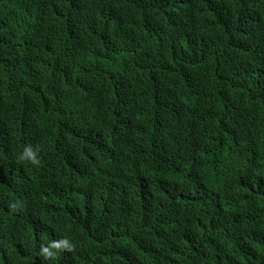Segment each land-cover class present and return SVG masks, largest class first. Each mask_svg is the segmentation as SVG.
Instances as JSON below:
<instances>
[{"label":"trees","instance_id":"obj_1","mask_svg":"<svg viewBox=\"0 0 264 264\" xmlns=\"http://www.w3.org/2000/svg\"><path fill=\"white\" fill-rule=\"evenodd\" d=\"M0 264H264V0H0Z\"/></svg>","mask_w":264,"mask_h":264},{"label":"clouds","instance_id":"obj_2","mask_svg":"<svg viewBox=\"0 0 264 264\" xmlns=\"http://www.w3.org/2000/svg\"><path fill=\"white\" fill-rule=\"evenodd\" d=\"M40 149L38 146H33L27 144L23 147L16 157L17 162L27 163L32 166H39L41 164V159L39 155ZM72 241L64 237L57 241H51L47 245L41 244L40 246V255L43 259L47 260L51 257H54L58 251L67 250L70 251L73 248ZM262 252V249H261Z\"/></svg>","mask_w":264,"mask_h":264}]
</instances>
